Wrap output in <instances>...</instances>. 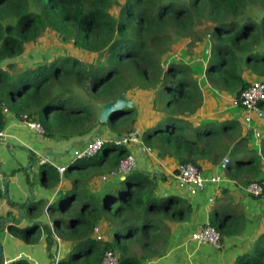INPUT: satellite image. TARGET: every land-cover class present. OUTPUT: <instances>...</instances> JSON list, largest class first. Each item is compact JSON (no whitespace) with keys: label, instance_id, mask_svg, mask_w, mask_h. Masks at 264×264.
<instances>
[{"label":"trees","instance_id":"trees-1","mask_svg":"<svg viewBox=\"0 0 264 264\" xmlns=\"http://www.w3.org/2000/svg\"><path fill=\"white\" fill-rule=\"evenodd\" d=\"M116 5L118 14L112 12ZM48 35H57L73 49L26 68L11 61ZM206 38L210 52L204 75L213 87L237 95L254 79L264 78V0H0V134L7 108L21 120L40 123L48 137L90 135L101 123L97 105L68 102L63 96L76 84L99 93L97 103L123 93L128 97L132 90H155L156 109L172 115L153 130H142L149 150L199 169V158L219 160L233 144L226 154L231 157L249 140L245 136L235 141L241 122L231 119L217 125L206 121L194 127L181 118L179 115H192L202 106L201 81L190 63L167 59L178 39L187 41L192 56V50L206 43ZM78 50L94 59L77 56ZM137 117L136 107L125 108L104 124L115 131L125 119H131L134 126ZM253 152L249 159L237 158L227 168L229 176L243 187L257 180L264 140L261 151ZM130 153L128 146L106 141L97 155L77 159L66 168L77 170L74 188L49 208L53 216L61 215L53 227L12 226V234L35 243L44 231L51 246L57 237L72 241L69 258L58 264H101L107 250L116 253L120 264H144L165 255L169 239L165 220L187 218L192 209L188 201L175 196L162 199L152 175L142 170L113 181L105 189L102 203L86 185L100 167L109 164L110 172ZM56 172L55 167L44 165L42 183L56 185ZM4 197L0 186V201ZM226 218L216 211L209 221L221 233V241L232 230ZM103 223L108 224L112 239L106 236L101 241L92 236L94 228ZM134 245L137 251L132 249ZM9 264L30 263L20 259ZM235 264H264V241Z\"/></svg>","mask_w":264,"mask_h":264},{"label":"crops","instance_id":"crops-1","mask_svg":"<svg viewBox=\"0 0 264 264\" xmlns=\"http://www.w3.org/2000/svg\"><path fill=\"white\" fill-rule=\"evenodd\" d=\"M79 52L81 55L80 53L78 55L77 51L75 54L79 57L84 56L83 51ZM14 62L19 64L20 68H26L33 64ZM200 81L203 91L202 106L192 115L179 116L192 123L194 127H198L206 121L216 122L217 125H220L225 121L237 119L241 122V129L236 135L235 141L245 138L243 123L245 112L239 107L232 106L227 98V96L231 97L230 94L234 95L235 93L213 87L207 81L204 73L202 78L200 76ZM155 95V90L140 89L132 90L129 93L128 97L134 100L135 107L138 109V117L134 126L130 124V127L123 128L131 121L122 122L121 120L119 131L116 132L109 125L100 123L90 135L76 134L69 139L40 134L28 127L24 120L18 118L13 112H6V125L3 137L0 138V186L5 194V197L0 201L2 217H18L19 212L15 206L21 205L28 217L44 222L43 225L51 226L55 219L61 215L53 216L49 208L57 204L64 193L74 188L77 173V170L67 171V169L60 173L57 167L68 168L79 159L76 152L83 150L86 142L91 138L102 137L104 140L112 142L111 140L117 136L126 133L127 129L136 127L142 130H153L154 127L163 124L167 113L156 109ZM99 103L96 104L98 108ZM98 115H100V111ZM258 121L264 127V118ZM101 126L100 133L94 136ZM246 137L249 140L239 145L235 155L231 156L229 167L237 162V158L249 159L251 154H255L253 150L261 151L264 133L260 138L253 135ZM4 139L6 144L2 142ZM144 140L143 136L142 141L145 144ZM228 142L227 140L226 144H229ZM74 144L76 151L71 153L70 150ZM8 145L26 146L32 151V155L24 150L16 149L14 150L15 155L12 156L7 148ZM128 147L131 153L137 157V170L146 171L152 175L157 184V193L162 199L175 196L179 200L188 201L192 206L189 216L184 220L169 218L165 220L169 234L166 244V246L168 245L167 252L163 256L147 259L144 264H235L237 259L251 253L260 241H264V195L259 197L249 195L244 191L243 184H239L229 176L228 169L221 168L223 157L230 153L229 150L232 149L233 144L228 151L221 155L219 160L214 161L204 157L198 159L201 171L206 176L221 175L223 179L220 183L210 184L205 191L196 195H191L186 187H182L178 183L175 175L180 162L177 159L169 156L160 157L155 149L147 148L146 150L138 144ZM29 164H31L30 168H28ZM44 165H51L57 170L59 181L56 185L42 183ZM109 170L110 165L105 164L88 181L86 180L87 187L98 195L101 203L104 199L105 189L113 181L122 179L119 176L103 180V175L108 174ZM3 175L8 177L9 199L4 191ZM255 179L264 180V154L261 159V169ZM33 204L37 205V208L33 209ZM216 211L227 215L226 221L232 227L231 233L223 237L219 248L210 244H200L192 239V233L207 224L212 213ZM32 224L36 223H30L23 219L18 224L11 225L9 223L3 227V231L0 233L4 248L3 264L20 259L26 260L30 264H51L53 257H56L59 262L69 258L74 245L72 241L60 238L56 239L54 245L51 246L48 233L42 231L37 242L28 243L14 236L10 230L12 226L24 229ZM101 227L107 238L112 239L108 224L103 223ZM132 249L137 251L138 246L134 245Z\"/></svg>","mask_w":264,"mask_h":264},{"label":"built area","instance_id":"built-area-1","mask_svg":"<svg viewBox=\"0 0 264 264\" xmlns=\"http://www.w3.org/2000/svg\"><path fill=\"white\" fill-rule=\"evenodd\" d=\"M232 103L234 107H239L245 112L243 122L245 125L244 136L253 135L260 138L264 133L263 125L258 121L264 118V78L260 77L254 79L246 89L242 90L240 94L235 96ZM5 110L6 112H9L7 108ZM24 122L28 127L38 133H45V129L40 123L31 121L27 118L24 119ZM2 137L3 132L0 134V138ZM111 141L116 145L129 146L132 144H138L142 145V148L147 150V147L142 141L141 128L135 127L130 132L119 135ZM104 142H106V140L102 137L91 138L86 142L83 150L76 152V156L78 158L95 156L102 150ZM230 163L231 157L226 155L221 162V168L226 170ZM137 167V157L133 153H130L120 162L116 169L111 170L108 174H104L102 179L107 180L109 178L127 175L128 173L137 170ZM66 168L67 167L65 166L57 167L60 173L65 172ZM175 176L180 186L186 187L191 195L203 192L210 184L220 183L223 179L221 175L206 176L201 169L189 162L179 163ZM244 191L252 196H263L264 183L258 180L252 181L244 187ZM2 216L3 212L0 208V218H2ZM51 227H53V224H51ZM92 236L95 239L102 241L106 238V233L103 232L101 226H96L93 230ZM57 239L59 240L60 238L57 237ZM192 239L200 244H210L218 248L221 247V233L214 226L209 225V222L194 231L192 233ZM55 262L58 264V259H56ZM101 264H120V261L114 251L107 250Z\"/></svg>","mask_w":264,"mask_h":264},{"label":"rangeland","instance_id":"rangeland-1","mask_svg":"<svg viewBox=\"0 0 264 264\" xmlns=\"http://www.w3.org/2000/svg\"><path fill=\"white\" fill-rule=\"evenodd\" d=\"M118 1L120 3H123L125 0H118ZM119 9H120L119 5H116L113 7L112 12L115 14H118ZM206 41H205L206 43L199 44V46L196 47L195 50L191 49L194 52V54L191 56L187 51V41H184L183 39H178L173 44L171 51H169V53L167 54V59H170V60L174 59L177 61L190 63V65L192 66V68L195 72V75H198L199 77L201 76V78H202V75L205 71V65H206L207 60H208V54L210 52L209 39L206 38ZM69 49H73L72 46L70 47L69 44L60 42L57 39V35L55 37L48 35L46 37L41 38V43L39 45L31 48L24 56H21V58L18 57V58H16V60H11V61H18V62L23 63V64H32L36 61L39 62V61H44L46 59L54 58L58 54L66 51V50L68 51ZM79 53L80 52L77 51L78 55H79ZM80 55H81V53H80ZM81 57H83L84 59H87L88 61H91L94 59L93 57L86 56L85 54H84V56H81ZM96 58L94 61H96ZM3 67L6 68L7 66H5V64H3ZM17 67L20 68L19 64H17ZM89 87L91 89L92 85H89ZM59 88H61V87H59ZM61 89H63V88H61ZM71 89L72 90L70 92H66L63 95V96H66V101L71 102V100H73L74 103L77 102L78 104L83 103V102H86V103L90 102V103H93L95 105L97 104L98 98L96 97V95L99 93H97V92L91 93V92L87 91L84 87L80 86V84L74 85L73 88H71ZM66 94H68V95H66ZM230 95H231V97L227 96V98H229L230 103L233 106L232 101L235 99L236 93L234 95L233 94H230ZM99 111H100V109L98 108V106H96L97 114ZM170 113L171 112L169 111L165 118L171 116L172 114H170ZM174 115H176V114H174ZM130 120L125 119V121H130ZM120 124L121 123H119V125ZM130 124H131V122H128V124L125 125L123 128H127L128 126L130 127L131 126ZM119 125H118V127H116L117 128L115 130L116 132L119 131V129H118ZM120 131H121V129H120ZM103 202H104V199H103Z\"/></svg>","mask_w":264,"mask_h":264},{"label":"water","instance_id":"water-1","mask_svg":"<svg viewBox=\"0 0 264 264\" xmlns=\"http://www.w3.org/2000/svg\"><path fill=\"white\" fill-rule=\"evenodd\" d=\"M99 108H100V115H99V120L101 123H107L111 117L116 114L117 112H120L122 110H124L125 108H134L135 107V102L132 98H129L126 96V94H121L119 95L117 98L107 101V102H101L98 104ZM102 126L97 129L96 133L94 136H97L100 131H101ZM3 143L6 144V140H2ZM7 148L9 149V152L12 156L15 155V151L16 149H20V150H24L26 152H28L29 154L32 155V151L26 147V146H13V145H8ZM71 153H75L76 151V145L74 144V146L72 147V149L70 150ZM31 167V164L28 165V168ZM126 175H122L121 178L125 179ZM2 178L4 179V191L6 193V197L7 199H9V193H8V177H6V175H3ZM34 197V194H33ZM15 208L18 210L19 215L18 217H2L0 218V233L3 231V227L7 224H18L20 221H22L23 219L28 220V222L30 223H36L39 225H43L44 222L42 221H36L31 219L30 217L27 216L26 211L21 207V205H16ZM0 262H4V248H3V243L0 239ZM55 257H53L52 259V263L51 264H56L55 262Z\"/></svg>","mask_w":264,"mask_h":264}]
</instances>
